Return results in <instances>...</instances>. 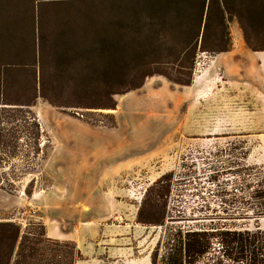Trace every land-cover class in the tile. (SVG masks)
I'll return each instance as SVG.
<instances>
[{
	"label": "rangeland",
	"instance_id": "374dc122",
	"mask_svg": "<svg viewBox=\"0 0 264 264\" xmlns=\"http://www.w3.org/2000/svg\"><path fill=\"white\" fill-rule=\"evenodd\" d=\"M32 1L0 0L13 36H30ZM229 31L230 50L202 55L188 86L152 76L93 99L101 108L78 107L91 100L73 94L67 106L37 99L41 142L20 126L2 171L0 222L71 243L39 246L48 258L56 250L60 264H159L179 232L264 231L251 212V196L264 192V21L244 14Z\"/></svg>",
	"mask_w": 264,
	"mask_h": 264
},
{
	"label": "trees",
	"instance_id": "16d2710c",
	"mask_svg": "<svg viewBox=\"0 0 264 264\" xmlns=\"http://www.w3.org/2000/svg\"><path fill=\"white\" fill-rule=\"evenodd\" d=\"M28 9L31 34L24 40L7 31L12 21L0 8V184L21 135L31 130L41 142L31 111L37 99L67 106L66 96L73 94L91 100L78 107L101 108L106 104L93 99H112L152 76L188 86L202 55L230 50L232 19L247 14L264 21V0H33ZM15 76L27 83L21 86ZM24 107L27 115L18 118L14 112ZM251 197L255 219L264 217V192ZM43 242L71 245L48 239L44 228L35 236L0 222V264H60L56 250H49V258L39 253ZM167 245L159 264H199L203 256L204 264H264V231L258 227L187 230ZM71 256L82 257L74 244Z\"/></svg>",
	"mask_w": 264,
	"mask_h": 264
},
{
	"label": "crops",
	"instance_id": "0c3cea01",
	"mask_svg": "<svg viewBox=\"0 0 264 264\" xmlns=\"http://www.w3.org/2000/svg\"><path fill=\"white\" fill-rule=\"evenodd\" d=\"M46 236H47V234H46ZM48 237V236H47ZM78 249V248H77ZM81 249V248H80ZM79 250V249H78ZM80 251V253H81V251H82V249L81 250H79ZM75 264H84V262H82V261H76V263Z\"/></svg>",
	"mask_w": 264,
	"mask_h": 264
}]
</instances>
